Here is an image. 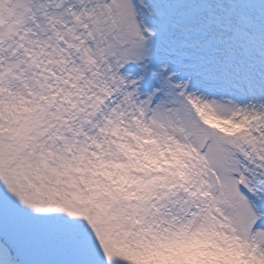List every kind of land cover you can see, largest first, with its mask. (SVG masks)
Listing matches in <instances>:
<instances>
[{
    "label": "snow or ice",
    "instance_id": "snow-or-ice-1",
    "mask_svg": "<svg viewBox=\"0 0 264 264\" xmlns=\"http://www.w3.org/2000/svg\"><path fill=\"white\" fill-rule=\"evenodd\" d=\"M0 264H264V0H0Z\"/></svg>",
    "mask_w": 264,
    "mask_h": 264
}]
</instances>
